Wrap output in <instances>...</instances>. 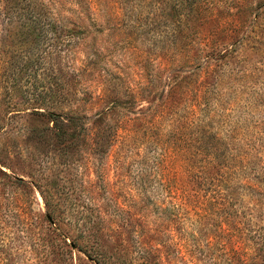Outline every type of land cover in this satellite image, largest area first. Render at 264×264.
<instances>
[{
	"label": "rangeland",
	"instance_id": "rangeland-1",
	"mask_svg": "<svg viewBox=\"0 0 264 264\" xmlns=\"http://www.w3.org/2000/svg\"><path fill=\"white\" fill-rule=\"evenodd\" d=\"M51 1L0 16V264H264V0Z\"/></svg>",
	"mask_w": 264,
	"mask_h": 264
},
{
	"label": "trees",
	"instance_id": "trees-1",
	"mask_svg": "<svg viewBox=\"0 0 264 264\" xmlns=\"http://www.w3.org/2000/svg\"><path fill=\"white\" fill-rule=\"evenodd\" d=\"M129 1V0H127ZM151 2H156L155 0H149ZM165 4L156 6V9L161 11L162 15H174L180 16L182 18H187V13L192 9L197 10V8L206 3V0H161ZM72 5H78V7L83 11H87L89 8L90 1L88 0H72ZM159 2V0L157 1ZM57 3L51 0H0V16L12 22L14 18L23 19L24 21H29L30 23L40 24V23H52L51 20L54 16L62 17V11H58L55 8ZM128 4V3H127ZM159 4V3H158ZM203 4V5H204ZM164 5L169 7L171 13H164ZM126 6V5H125ZM76 13L75 11H71ZM40 27V26H39ZM43 27V26H42ZM42 27L38 32L47 33L49 30H44ZM55 31L56 29H51ZM73 31V30H72ZM39 32V33H40ZM51 217L52 215L49 214ZM56 233V232H55ZM57 236V233H56ZM76 243L72 242L71 246Z\"/></svg>",
	"mask_w": 264,
	"mask_h": 264
}]
</instances>
